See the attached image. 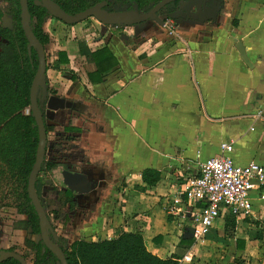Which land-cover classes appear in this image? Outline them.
<instances>
[{
	"label": "crops",
	"instance_id": "crops-1",
	"mask_svg": "<svg viewBox=\"0 0 264 264\" xmlns=\"http://www.w3.org/2000/svg\"><path fill=\"white\" fill-rule=\"evenodd\" d=\"M183 16L172 35L152 22L98 24L97 34L85 22L44 19L48 86L75 105L44 109L53 127L45 159L55 164L48 174L57 188L46 186L45 196L67 218L56 220L67 245L138 232L152 254L167 258L191 229L166 207L222 142L232 144L235 164L264 165V0H206L200 15ZM78 40L88 52L106 48L111 58L101 67L110 69L94 74ZM145 170L159 172L156 185L142 181ZM66 172L83 174L90 190L73 191ZM66 190L73 210L60 208ZM249 199V215L235 218L228 238L224 211L180 264H264V203L258 191Z\"/></svg>",
	"mask_w": 264,
	"mask_h": 264
},
{
	"label": "trees",
	"instance_id": "trees-1",
	"mask_svg": "<svg viewBox=\"0 0 264 264\" xmlns=\"http://www.w3.org/2000/svg\"><path fill=\"white\" fill-rule=\"evenodd\" d=\"M168 10L170 9L166 7L163 13L168 14ZM28 11L31 31L43 47L47 46L49 38L43 33L42 24L44 19L49 17L48 12L31 1L28 4ZM20 14L19 0H0V20L12 26L11 30L0 27V174L17 180L21 185L22 203L19 204L17 213L25 215L26 220L14 221L13 228L39 236V220L26 192L38 143V129L32 113L28 112L30 87L37 70L38 55L36 50L29 45L22 30ZM78 44L81 55L96 65L94 74L100 76L110 69L111 65L107 68L101 67L111 58L106 48L97 52H88L82 40H78ZM45 55L47 60L46 52ZM42 95L47 97L56 95V91L48 86L47 78L39 85L38 105L42 110L44 128L48 137L52 134L53 127L47 123L44 104L41 101ZM54 167L55 164L44 157L36 178L35 190L49 220V237L62 250L67 264H180V259L195 244L192 236H185L180 239L175 252L164 259L148 250L143 236L138 232H124L116 238L99 239L95 242L77 240L67 245L55 233L45 203V187L52 186L53 189H57L53 186L48 174L49 170ZM141 177L147 186H154L159 181L160 174L155 170H145ZM64 193L65 200L60 203V208L68 205V209L73 210L72 193L68 190ZM230 217L226 221L224 239L229 237L227 227L230 230L235 228L236 217L233 214H230ZM62 222L67 223V218H63ZM206 236L207 234L204 239ZM25 245L29 250V255L34 258L33 264H59L57 258L44 247L40 239L36 242L26 240ZM9 251L13 252L14 249H9ZM0 264H18V262L8 259Z\"/></svg>",
	"mask_w": 264,
	"mask_h": 264
},
{
	"label": "water",
	"instance_id": "water-1",
	"mask_svg": "<svg viewBox=\"0 0 264 264\" xmlns=\"http://www.w3.org/2000/svg\"><path fill=\"white\" fill-rule=\"evenodd\" d=\"M174 1L176 0H162L158 4H156L151 11L146 14H140L136 6L132 11L118 13H108L100 10L99 7L96 6L84 12H81L75 16H70L66 14L64 11L56 7V5L50 0H36L35 4L38 6H42L48 12L50 17L62 22L65 25L70 26L82 23L88 18H95L98 22L102 24V26L105 27H132L145 23L147 21L154 22L156 25L162 27L163 22L157 18V13L162 8ZM202 3L203 0H199L197 7L201 9ZM19 4L21 9L20 18L22 30L26 36L29 45L34 50H36L38 55V66L30 87V107L28 108V112L32 113L38 129V143L36 148L35 162L28 177L26 192L27 197L30 200L31 205L34 207V210L39 220L40 239L44 244V247L47 248L57 258L60 264H67L63 256L62 250L59 249L58 246L54 244L49 237V220L35 190L36 178L41 169L47 146V136L44 128L42 110L38 105V89L39 85L46 78L47 62L44 47L41 45V43L38 41V39L35 37V35L30 29L28 2L27 0H19ZM170 17H172L173 19L175 18L174 14L170 15ZM181 17L184 16L181 15ZM2 26L7 27V24L3 22ZM7 28L11 27L8 26ZM236 49L239 53V57L241 58V60L246 65H248L245 48L240 42H238V44L236 45ZM41 101L44 104V109L51 112L71 110L73 107H75L74 103L69 102L65 98L56 95H52L49 97H47L46 95H42ZM65 179L68 187L71 188L73 191L86 193L91 188V184L87 181V178L81 173L66 172ZM8 259H13L19 264H27L26 259L22 255L9 250H0V263Z\"/></svg>",
	"mask_w": 264,
	"mask_h": 264
},
{
	"label": "built area",
	"instance_id": "built-area-1",
	"mask_svg": "<svg viewBox=\"0 0 264 264\" xmlns=\"http://www.w3.org/2000/svg\"><path fill=\"white\" fill-rule=\"evenodd\" d=\"M162 27L169 35L175 33L172 18H164ZM232 150L231 143L222 142L219 155L203 162L195 175L187 177L166 207L170 217L189 223L196 241L204 238L224 211L235 217L249 215L252 191H258L259 200L264 203V165L255 162L237 165L228 155ZM184 260L189 261L183 256L180 263Z\"/></svg>",
	"mask_w": 264,
	"mask_h": 264
},
{
	"label": "rangeland",
	"instance_id": "rangeland-1",
	"mask_svg": "<svg viewBox=\"0 0 264 264\" xmlns=\"http://www.w3.org/2000/svg\"><path fill=\"white\" fill-rule=\"evenodd\" d=\"M96 27L100 28L96 22H88L84 24V29L92 30L98 34ZM62 36V34H61ZM54 38V37H53ZM21 185L19 182L7 175L0 174V250L14 249V252L26 258L28 264H33V256L29 255V250L25 245L26 240L32 238L25 230L19 231L13 228V222L16 220H26V216L18 214V206L22 203ZM50 213V219L55 229H60L56 225V220L62 219V211L57 207V204L51 202L48 196H45ZM63 223L62 221H60ZM189 225V223H187ZM65 227V225H63ZM61 227V231H62ZM59 235V232L56 231ZM37 237H34V241Z\"/></svg>",
	"mask_w": 264,
	"mask_h": 264
},
{
	"label": "flooded vegetation",
	"instance_id": "flooded-vegetation-1",
	"mask_svg": "<svg viewBox=\"0 0 264 264\" xmlns=\"http://www.w3.org/2000/svg\"><path fill=\"white\" fill-rule=\"evenodd\" d=\"M29 1L33 2L34 4L36 2V0H27L28 4H29ZM50 1L53 2L56 5V7H58L62 11H64L66 14H68L70 16H75L81 12H84V11L91 9V8H94L96 6H98L100 10L108 12V13L128 12V11H132L134 9V7L136 6L138 9V12L140 14H146L149 11H151L153 9V7L162 0H50ZM203 1H206V0H203ZM208 1L213 3L216 0H208ZM198 3H199V0H191L190 2H188V0H176V1L168 4L164 8H162L157 13V18L163 22L164 18H172V17H170V15L174 14L175 18L174 19L172 18V19H173L174 25L176 26L177 16H181L183 14H191V15L193 14L195 16H198L203 12V3H202L201 9L197 7ZM166 7H168L170 9V10H168L169 11L168 14L163 13V10ZM56 21H58V20H56ZM3 22H5L7 24V27L10 26L11 28L3 27L2 26ZM58 22H60V21H58ZM84 22L100 23L95 18H88ZM147 22H151V21H147ZM152 23H154V22H152ZM0 27L7 28L9 30L12 29V26L10 24H8L6 21H1V20H0ZM123 28H124L123 26L122 27L119 26L118 30L119 29L121 30ZM0 41H1V38H0ZM55 233H56V229H55ZM28 235H31V234H28ZM31 236H32V238L30 239L31 241H34L35 236L37 237V240L40 239V235L39 236L38 235H31ZM58 236L61 238L60 235H58Z\"/></svg>",
	"mask_w": 264,
	"mask_h": 264
}]
</instances>
